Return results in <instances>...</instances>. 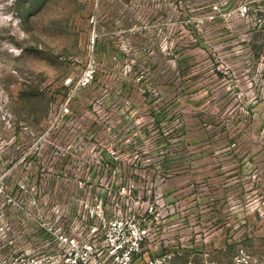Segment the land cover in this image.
I'll use <instances>...</instances> for the list:
<instances>
[{
  "label": "rangeland",
  "instance_id": "374dc122",
  "mask_svg": "<svg viewBox=\"0 0 264 264\" xmlns=\"http://www.w3.org/2000/svg\"><path fill=\"white\" fill-rule=\"evenodd\" d=\"M260 9L0 0V263L53 252L50 228L95 199L146 221L154 206L147 257L223 264L244 248L264 262Z\"/></svg>",
  "mask_w": 264,
  "mask_h": 264
},
{
  "label": "built area",
  "instance_id": "2783aa9c",
  "mask_svg": "<svg viewBox=\"0 0 264 264\" xmlns=\"http://www.w3.org/2000/svg\"><path fill=\"white\" fill-rule=\"evenodd\" d=\"M258 1L261 4L259 20L264 24V0ZM93 75L92 66H88L80 76L78 86L89 85ZM144 212L151 218L149 221L141 219L135 212L121 213L117 203L110 211L102 200L84 203L82 214L66 230L63 226L50 228L46 242H54L53 252L33 257L24 256L21 252L19 255L6 253V261L4 259L2 264H217L209 252L185 257L181 251L164 250L145 256V249L155 233L153 219L157 220V217L153 205L147 206ZM223 264L264 262H258L246 249L238 248Z\"/></svg>",
  "mask_w": 264,
  "mask_h": 264
}]
</instances>
